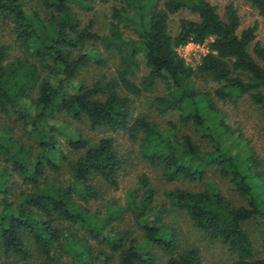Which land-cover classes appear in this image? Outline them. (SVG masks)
I'll return each mask as SVG.
<instances>
[{
	"label": "trees",
	"instance_id": "1",
	"mask_svg": "<svg viewBox=\"0 0 264 264\" xmlns=\"http://www.w3.org/2000/svg\"><path fill=\"white\" fill-rule=\"evenodd\" d=\"M33 1L28 12L27 0H0V17L24 54L13 58L8 44L0 42V118L14 116L36 137L35 147L27 145L13 137L12 127L0 125V252L5 259L0 264L36 255L37 264H61L65 255L72 256V264H114L116 258L117 264H160L161 256L166 264H204L198 248L183 249L176 227L163 222L158 191L147 175L140 177V200L136 190L128 204L143 242L132 231L116 228V211L105 218L92 212L87 203L120 188L126 154L113 136L92 140L66 133L64 147L54 133L60 131L55 122L61 112L87 121L93 130L108 128L140 141L142 156L167 181H203L208 168L216 167L246 204L235 205L217 189L175 188L164 194L195 227L228 246L236 256L231 264H264L244 226L264 217V195L258 192L262 173L225 146L234 132L211 93L196 84V78H210L220 84L216 97L237 103L247 95L264 114V46L256 39L257 25L240 32L233 4L224 19L209 0H112V19L102 34L93 30V20L84 25L73 7L90 9L93 0ZM249 1L264 17V0ZM183 9L198 19L182 18L174 34L171 16ZM130 26L135 35L124 31ZM209 39V52L197 67L187 64L179 48ZM97 44L121 54L118 80L75 84L83 70L106 65L92 50ZM140 56L148 73L138 84L133 75L141 67ZM158 83L166 89L156 97L159 113L180 111L169 130L144 113L136 115L132 107L130 94L139 96ZM179 123L192 124L211 149H202L190 134L171 135ZM8 169L26 186L18 201L9 197Z\"/></svg>",
	"mask_w": 264,
	"mask_h": 264
},
{
	"label": "rangeland",
	"instance_id": "2",
	"mask_svg": "<svg viewBox=\"0 0 264 264\" xmlns=\"http://www.w3.org/2000/svg\"><path fill=\"white\" fill-rule=\"evenodd\" d=\"M212 4L216 5L219 14L227 19V7L230 4L237 9L238 15L241 20L239 31L257 25V40L264 46V17L260 15L258 9L249 0H209ZM92 8L88 9L78 3H73L74 10H76L83 21L84 25H89L94 21L93 30L100 33H107L108 26L112 19L113 8L116 3L112 0L104 2L102 0H93L91 2ZM35 6L33 0H27L26 10L30 12L32 7ZM184 17L198 19L196 14L191 13L188 9H183L180 12L171 16L170 29L172 33H177L180 28V20ZM132 27L124 28L128 35H135L132 32ZM203 44L189 43L179 48V53L184 57L187 64L196 68L202 61L204 55L209 52V41ZM0 42L6 43L9 46L11 55L24 56L22 48L16 42L14 34L8 22L0 17ZM95 53L106 61V65H92L91 67L83 70L74 80L75 84L79 82H86L87 84H94L96 81L106 83L111 80H118V68L120 67L121 54L115 50L106 49L103 45L97 44L93 49ZM141 67L136 70L133 75V81L140 84L143 76L147 75L148 69L145 62L140 56ZM196 84L205 91H209L210 99L219 110L222 111L224 122L230 126L234 132L230 139L225 142V146L229 147L233 153H239L243 159L252 163V169L258 170L262 173L264 182V114L259 107L252 102L249 96L245 95L238 99L237 103L231 100H222L214 95V90L220 84L212 79H204L202 77L196 78ZM121 86V85H120ZM120 90L127 94L123 88ZM166 94L164 84L158 83L154 88L144 91L141 95H132V107L134 113L146 114L151 117L162 129L169 130V123L171 121L178 122L180 111L174 110L167 113H159L156 97ZM57 120L55 124L59 127L60 131H55L56 137L59 142L65 147L66 133L73 136L82 134L84 137L92 140H98L104 136H113L120 147L126 154L127 162L121 172V184L118 190L108 191L99 199L91 200L88 206L93 213L105 218L110 211L119 213L117 220H113V224L117 229L130 230L139 236L143 242V232L135 220L134 213L128 209V204L134 195L132 192L138 191L137 200L143 194V189L140 184V177L147 175L151 180V186L155 187L158 191V199L156 203L163 211V222L167 225H172L178 230V238L180 245L183 249L188 247H197L204 264H231L236 256L231 253L228 246L223 244L220 240H212L210 236L204 231L194 226L190 217L183 211L175 208L167 196L164 194L166 190L175 188H185L188 190L198 191L207 189H217L221 191L230 201L235 205H244L246 200L242 194L234 189L233 184L229 178H224L220 175L216 167H209L207 176L203 181L190 182L185 179H177L174 181H167L162 177V172L159 167L152 166L143 156L140 141H132L128 136L122 132L114 133L108 128L93 130L87 121L73 119L66 113H56ZM14 119V116H13ZM13 119L0 118V125L13 128V137L18 138L21 142L33 144L35 147L36 137L32 134V128H26L23 123H15ZM190 134L197 144L202 149H211L212 145L201 133L194 128L192 124H178L176 130L171 132V135L181 137L182 135ZM257 161V162H255ZM2 163V165H1ZM3 168V162L0 160V172ZM8 174L5 177L6 184L12 185V193L9 194L11 200H19L20 192L25 189V184L22 178L7 170ZM66 174L63 175V180L67 179ZM61 180L62 178L59 177ZM258 192L261 197L264 195V183L259 182ZM260 220H251L245 223V229L253 241L256 257H264V225ZM83 234V233H81ZM3 255L0 252V259ZM2 259L0 261H4ZM41 259L36 255L30 261H17L18 264H37ZM166 257L161 256L160 264H166ZM61 264H72V256L65 255L62 258ZM118 259H115L117 264Z\"/></svg>",
	"mask_w": 264,
	"mask_h": 264
}]
</instances>
